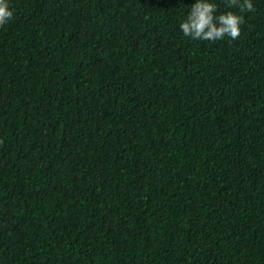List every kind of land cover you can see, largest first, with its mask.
<instances>
[{"label":"trees","instance_id":"1","mask_svg":"<svg viewBox=\"0 0 264 264\" xmlns=\"http://www.w3.org/2000/svg\"><path fill=\"white\" fill-rule=\"evenodd\" d=\"M9 2L0 264H264V0L215 43L194 0Z\"/></svg>","mask_w":264,"mask_h":264},{"label":"clouds","instance_id":"2","mask_svg":"<svg viewBox=\"0 0 264 264\" xmlns=\"http://www.w3.org/2000/svg\"><path fill=\"white\" fill-rule=\"evenodd\" d=\"M224 7L227 10L221 12L216 0H194L178 23L180 32L193 41L215 43L225 38L235 41L246 22L244 13L254 9L253 0H224ZM13 15L9 0H0V27Z\"/></svg>","mask_w":264,"mask_h":264}]
</instances>
